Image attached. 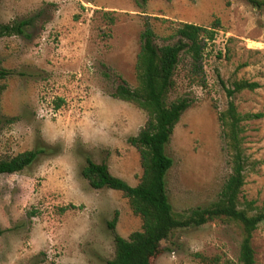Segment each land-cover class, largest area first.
<instances>
[{
    "label": "rangeland",
    "instance_id": "obj_1",
    "mask_svg": "<svg viewBox=\"0 0 264 264\" xmlns=\"http://www.w3.org/2000/svg\"><path fill=\"white\" fill-rule=\"evenodd\" d=\"M264 3V0H259ZM31 21L23 36L0 39V160L44 148L22 173L0 176V264H107L115 255L108 223L128 238L142 228L117 190L93 189L81 172L90 158L108 164L131 186L142 176L129 143L147 113L113 97L135 87L142 33L150 25L159 46L174 44L184 23L221 22L195 73L188 55L177 67L170 101L192 100L176 125L167 154L169 200L177 214L217 201L231 166L219 113L236 80L261 84L233 100L243 115L249 164L241 197L264 204V5L248 0H0V24ZM224 82V84H223ZM59 100L63 103L59 108ZM67 210H63V209ZM241 231L215 220L176 230L154 264H240ZM264 264V224L252 240Z\"/></svg>",
    "mask_w": 264,
    "mask_h": 264
},
{
    "label": "trees",
    "instance_id": "obj_2",
    "mask_svg": "<svg viewBox=\"0 0 264 264\" xmlns=\"http://www.w3.org/2000/svg\"><path fill=\"white\" fill-rule=\"evenodd\" d=\"M248 1L257 8L264 5L259 0ZM142 2L146 3L147 0ZM31 25L32 22L27 20L0 24V39L23 36ZM221 26L219 20L210 27L184 23L175 34L177 41L174 44L159 46L155 42L153 28L147 24L141 36L142 45L136 63L137 85L132 87L122 81L113 93L114 98L132 103L145 111L148 119L138 135L129 139V143L140 153L142 176L136 186L114 176L107 163H96L90 158L81 172L93 189L108 188L122 192L133 213L142 221L141 230L133 232L127 239L123 238L116 231V212L108 223L114 235L115 255L107 264H154L153 259L160 253L162 243L174 231L201 227L215 220L239 227L242 235L239 263L256 264L252 240L255 231L264 224V204L257 206L255 201L242 198L241 193L249 164L244 149L243 123L260 115L241 114L233 98L243 91L259 89V82L241 79L234 81L231 87L224 86L230 100L219 113L218 119L231 173L218 200L208 206L191 209L186 214H177L168 196L167 176L174 161L167 154L166 147L176 125L192 105L188 97L169 99L176 87V70L182 54H186L191 59L193 71L202 73L207 45L215 40ZM5 76L6 73L0 71V79ZM62 103L59 100L57 108ZM45 152L44 148L38 147L0 160V175L22 173ZM3 233L0 228V238Z\"/></svg>",
    "mask_w": 264,
    "mask_h": 264
},
{
    "label": "crops",
    "instance_id": "obj_3",
    "mask_svg": "<svg viewBox=\"0 0 264 264\" xmlns=\"http://www.w3.org/2000/svg\"><path fill=\"white\" fill-rule=\"evenodd\" d=\"M4 175V174H3ZM1 176V175H0Z\"/></svg>",
    "mask_w": 264,
    "mask_h": 264
}]
</instances>
